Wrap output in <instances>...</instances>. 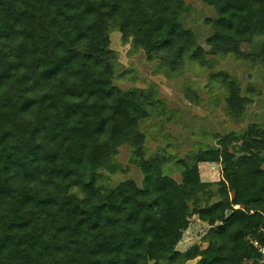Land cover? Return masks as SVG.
<instances>
[{"label": "trees", "instance_id": "16d2710c", "mask_svg": "<svg viewBox=\"0 0 264 264\" xmlns=\"http://www.w3.org/2000/svg\"><path fill=\"white\" fill-rule=\"evenodd\" d=\"M203 1L221 15L208 39L216 53L264 65V40L255 53L243 49L264 38V0ZM184 7V0H0V264L258 262L249 237L264 227V125L214 134L215 144L184 157L151 153L143 122L163 117L167 100L153 85L115 83L116 30L169 79L185 72L189 53L208 64L184 27ZM209 82L208 92L224 91L227 117L243 125L252 100L240 79L219 71ZM125 143L142 186L130 178L104 183L103 169L122 168L115 158ZM213 157L222 164L216 183L200 173ZM169 164L181 181L166 173ZM194 216L219 224L208 229L205 248L181 251Z\"/></svg>", "mask_w": 264, "mask_h": 264}, {"label": "rangeland", "instance_id": "374dc122", "mask_svg": "<svg viewBox=\"0 0 264 264\" xmlns=\"http://www.w3.org/2000/svg\"><path fill=\"white\" fill-rule=\"evenodd\" d=\"M184 1V27L193 32L198 39V46L206 50L209 58L206 65L190 58L192 53H189L185 72L169 79L157 71L158 61L148 60L143 50L134 52L131 41L123 40L120 31H112L110 34L111 49L115 53L116 85L123 90L153 85L158 94L167 100L163 117L154 115L143 122V130L149 133L146 147L151 153L166 149L172 156L180 157H184L189 151H196L200 143L204 146L215 144L217 140L214 134L224 136L232 131L241 134L250 123L264 125V65L257 60L252 62L239 60L232 55L226 58L219 56L216 48L208 43V39L215 33L214 21L221 17L220 13L203 0ZM263 40V37H257L251 43H245L244 51L255 53ZM219 71L236 75L241 81V93L252 100L245 109L243 125L227 117L226 101L222 99L225 96L224 91L215 93V89L214 93L208 92L211 73ZM186 91L191 95H199L197 102L201 103L190 101ZM131 153L129 144L125 143L119 147L115 162L122 168L115 172L107 169L101 171L106 185L116 187L127 178L134 179L139 186L143 185V173L130 161ZM221 169L222 164L216 157L200 163L201 177L206 181H219L222 177ZM166 173L181 181L180 172L174 164L167 165ZM216 225L203 221L199 216L192 217L191 224L184 231L177 248L185 251L194 244H201L202 248H205L208 243L204 241V236L208 229ZM187 264H197V260L188 261Z\"/></svg>", "mask_w": 264, "mask_h": 264}, {"label": "built area", "instance_id": "2783aa9c", "mask_svg": "<svg viewBox=\"0 0 264 264\" xmlns=\"http://www.w3.org/2000/svg\"><path fill=\"white\" fill-rule=\"evenodd\" d=\"M249 242L252 248L258 254V262L256 264H264V227L261 228V235L259 238L250 236Z\"/></svg>", "mask_w": 264, "mask_h": 264}]
</instances>
